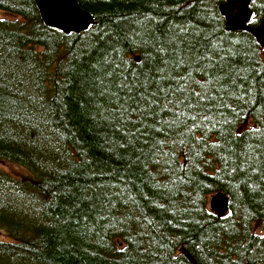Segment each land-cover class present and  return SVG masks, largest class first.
Segmentation results:
<instances>
[{
	"label": "trees",
	"instance_id": "16d2710c",
	"mask_svg": "<svg viewBox=\"0 0 264 264\" xmlns=\"http://www.w3.org/2000/svg\"><path fill=\"white\" fill-rule=\"evenodd\" d=\"M225 1L77 0L65 34L0 0V162L26 171L0 170V264H264V47Z\"/></svg>",
	"mask_w": 264,
	"mask_h": 264
},
{
	"label": "water",
	"instance_id": "95a60500",
	"mask_svg": "<svg viewBox=\"0 0 264 264\" xmlns=\"http://www.w3.org/2000/svg\"><path fill=\"white\" fill-rule=\"evenodd\" d=\"M33 1L39 11L43 23L48 27L59 30L65 34L79 33L94 24L91 15L79 7L77 0ZM253 1L254 0H226L220 6L219 10L225 18L226 29L228 31L247 32L257 40L261 47H264V18L257 26L253 27L249 25L252 16L250 4ZM237 8L242 11V17L239 22L235 20V17L231 19L234 10ZM209 208L219 217L225 215L228 209L227 197L222 193L213 195L209 200ZM187 257L192 263V258L188 255Z\"/></svg>",
	"mask_w": 264,
	"mask_h": 264
},
{
	"label": "rangeland",
	"instance_id": "374dc122",
	"mask_svg": "<svg viewBox=\"0 0 264 264\" xmlns=\"http://www.w3.org/2000/svg\"><path fill=\"white\" fill-rule=\"evenodd\" d=\"M10 18H12V16H10L9 14L3 11H0V19H10ZM0 170L10 174L11 176L18 178L24 177L26 175V171L22 167L9 163L0 162ZM0 240H4V237L1 233H0Z\"/></svg>",
	"mask_w": 264,
	"mask_h": 264
},
{
	"label": "bare ground",
	"instance_id": "6f19581e",
	"mask_svg": "<svg viewBox=\"0 0 264 264\" xmlns=\"http://www.w3.org/2000/svg\"><path fill=\"white\" fill-rule=\"evenodd\" d=\"M239 2H241V1H239ZM232 14V13H231ZM233 17H235V20L237 21V22H239L240 21V19H241V17H242V11L240 10V9H236V10H234V12H233V14H232V16H231V19L233 18ZM234 20V21H235ZM235 21V22H236Z\"/></svg>",
	"mask_w": 264,
	"mask_h": 264
}]
</instances>
